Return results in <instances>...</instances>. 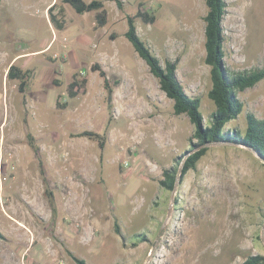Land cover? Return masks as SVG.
Here are the masks:
<instances>
[{
    "label": "rangeland",
    "instance_id": "374dc122",
    "mask_svg": "<svg viewBox=\"0 0 264 264\" xmlns=\"http://www.w3.org/2000/svg\"><path fill=\"white\" fill-rule=\"evenodd\" d=\"M45 1L56 3L61 29ZM96 1L103 27L96 25L100 11L80 15L62 0H0V264H75L71 255L87 264H241L264 255V164L251 150L210 144L181 183L178 172L174 191L159 186L164 169L180 171L192 154L194 127L173 114L124 37L141 3L155 20L136 19L139 37L162 65L177 60V79L200 99L206 121L214 106L205 0H119L120 8ZM225 1L226 68L264 67V0ZM94 63L118 82L111 101L90 71ZM12 64L32 72L23 93L6 79ZM75 74L87 82L70 98ZM238 98L243 112L227 129L243 130L247 113L264 120V80Z\"/></svg>",
    "mask_w": 264,
    "mask_h": 264
},
{
    "label": "trees",
    "instance_id": "16d2710c",
    "mask_svg": "<svg viewBox=\"0 0 264 264\" xmlns=\"http://www.w3.org/2000/svg\"><path fill=\"white\" fill-rule=\"evenodd\" d=\"M120 8L121 3L115 0ZM62 3L68 4L77 14L100 11L96 16L97 27H103L106 24L105 12L101 1L93 0L85 3L84 0H62ZM54 3L48 9L50 22L57 29L62 28V24L53 14ZM207 8L204 21V63L210 68L209 76L211 87L207 93L208 99L213 103L214 109L205 121L201 111V101L197 97L188 96L181 83L177 79V60L170 61L166 59L164 65L154 55L149 46L141 40L137 33L136 19H140L144 24H152L155 20L153 15L142 11V4H138V9L133 17H128L127 30L124 33L125 39L131 44L135 53L145 62L150 74L157 80L159 89L165 97L172 101V111L175 116L185 115L194 127L193 137L196 143L190 142L187 153L196 150L189 155L182 163L180 171L172 166L162 171V178L159 180V186L167 191L172 192L177 183L178 172L179 182L183 181L184 176L196 169L197 164L208 151L207 146L210 144H234L251 150L259 159L264 160V120L258 119L255 115L247 113L245 115V127L243 130H229L227 125L235 121L243 112V104L238 98V94L247 89L254 88L259 82L264 80V67L251 69L242 72H230L224 63L225 53L223 45L225 42L223 21L227 13V4L225 0H205ZM61 12V10L59 11ZM113 38V36H112ZM92 73H98L102 79L103 87L107 92V97L111 101L113 93V84L110 83L107 73L97 63L90 67ZM32 78L31 71L18 69L14 64L8 67L6 73L7 80H17L20 93L24 92L27 80ZM72 82L67 87V93L70 98L76 96L75 88L85 86L87 80L84 78L78 80L77 75H73ZM55 86L59 85L58 81L53 82ZM58 108L65 107L64 104L57 101ZM29 145L34 152L37 147L33 138L27 135ZM79 137H87L89 140L100 139L99 135L93 132H83ZM102 146V142H99ZM182 159V158H181ZM182 161V160H181ZM179 163V162H177ZM41 175L44 173L41 171ZM44 194L50 206H53V193L48 189L47 182L43 179ZM114 229L120 234L118 226L115 224ZM144 237V236H143ZM142 237V238H143ZM75 264H87L83 259L71 255ZM241 264H264V255L248 256Z\"/></svg>",
    "mask_w": 264,
    "mask_h": 264
},
{
    "label": "crops",
    "instance_id": "0c3cea01",
    "mask_svg": "<svg viewBox=\"0 0 264 264\" xmlns=\"http://www.w3.org/2000/svg\"><path fill=\"white\" fill-rule=\"evenodd\" d=\"M52 4H53V1H50L49 4H48V2L46 3V1H45V8H46V7H47V8L51 7ZM46 14H47V12H46Z\"/></svg>",
    "mask_w": 264,
    "mask_h": 264
},
{
    "label": "water",
    "instance_id": "95a60500",
    "mask_svg": "<svg viewBox=\"0 0 264 264\" xmlns=\"http://www.w3.org/2000/svg\"><path fill=\"white\" fill-rule=\"evenodd\" d=\"M196 150H199V148H197ZM196 150H192V151H190V153H193V152H195ZM261 161H262V163L264 164V160L263 159H260ZM175 186H176V184H175ZM175 186H174V189H173V191L175 190Z\"/></svg>",
    "mask_w": 264,
    "mask_h": 264
}]
</instances>
